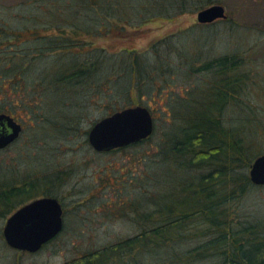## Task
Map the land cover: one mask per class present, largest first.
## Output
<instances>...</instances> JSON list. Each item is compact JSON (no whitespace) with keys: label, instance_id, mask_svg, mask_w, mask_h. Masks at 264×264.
Here are the masks:
<instances>
[{"label":"trees","instance_id":"trees-1","mask_svg":"<svg viewBox=\"0 0 264 264\" xmlns=\"http://www.w3.org/2000/svg\"><path fill=\"white\" fill-rule=\"evenodd\" d=\"M17 1L27 6L38 3L42 8L40 14L30 16L28 27L16 28L1 22L0 64L5 65V72L0 74V86H3L0 88L5 89L2 99L13 110L28 113L36 107L43 124L36 127L53 137L47 145L60 142L63 137L73 139L89 134V129H81L78 118L82 117L80 107L88 99V88L103 90L107 82H115L118 95L125 97V105L123 108L107 105L108 116L139 106L144 96L154 99V93L150 95L148 90L156 91L159 96L163 94L154 76L157 70L161 73L164 70L156 63L158 51L153 52L154 58L124 48L113 58L100 49L94 61L81 60L78 56L83 53L75 50L92 45L86 43V38L125 36L153 21L175 22L184 14L219 3L216 0ZM226 21L198 27L208 28ZM209 35L205 29L201 33L193 32L192 51L188 50L192 55L189 72L206 73L208 79L204 83H200L202 79L195 80L192 89L179 94L176 104H170L167 120L170 126L163 138L153 142L155 127L148 139L117 149L125 151L148 144L153 148L142 157L145 183L138 189L144 192L143 201L120 213L137 223L140 232L64 264H191L204 260L213 264H264V222L243 221L237 211L241 199L256 186L250 181L249 171L253 161L264 154L262 142L248 130L254 126L252 115L249 120L250 111L246 112L249 115L246 121L238 125L228 117L232 107L244 110L240 102L249 94L251 79L243 70L245 59L239 53L220 56L205 51L203 47L208 44ZM90 51L89 48L86 52ZM176 52L185 58L179 48ZM62 53L73 59L63 64L43 62L35 68L33 76L38 61ZM181 66L184 69V63ZM147 80L152 83L145 85ZM45 97L50 107L48 121L58 117L64 122L56 119L45 124L42 105ZM85 144H90L88 139ZM32 146L33 170L22 177L1 180L0 218L10 216L37 198H60L59 190L74 173L72 168L57 169L50 159L42 154L39 157L41 151L35 143ZM19 157L20 154L13 169L21 167ZM3 165L4 162L0 169H5Z\"/></svg>","mask_w":264,"mask_h":264},{"label":"rangeland","instance_id":"rangeland-1","mask_svg":"<svg viewBox=\"0 0 264 264\" xmlns=\"http://www.w3.org/2000/svg\"><path fill=\"white\" fill-rule=\"evenodd\" d=\"M216 1H219L216 4L225 8L227 15L225 20L227 21L202 28L205 29L206 34L210 33L207 36L208 44H204L203 48L206 52L210 51L220 56L239 53L245 59L243 70L250 75V91L243 99V103L240 102L244 110L239 106L232 107L228 111V117L229 120H235L234 124L238 125L239 122L246 121L249 117L246 112L250 111L249 120L252 115L251 122L254 126L248 130L250 134L261 139L262 143H260L264 151V0ZM206 6L209 7V5ZM41 8L38 3L33 2L27 6L23 1H0V25L4 22L16 28L28 27L30 16L40 14ZM198 12L197 10L193 14H184L175 22L156 20L137 29V32L132 31L125 36L89 37L86 38V43H92L89 53L86 52L89 48L75 50V52L83 53L76 58L81 60L86 58L90 61L98 57L100 49H104L113 58L124 48L136 49L142 54L153 57L155 56L153 52L158 51L159 56L156 63L160 70H164L162 73L157 70L154 76L157 84L162 86L163 94L159 96L156 91L148 90L150 95L154 93V99L144 96V101L140 104L150 108L154 117L156 127L154 143L163 138V134L170 126L167 123L170 104H176L179 94H185L186 90L192 89L195 80L197 82L198 79H202L200 83H204L208 79L206 73L197 75L189 72L192 55L188 54V50L192 51L190 49L192 33H201L202 30L198 27ZM176 48L184 52L185 58L178 56ZM147 51H150V54H146ZM72 59L70 55L65 56L64 53L51 55L45 58V61H38L34 65L32 74L35 75V68L43 62L48 65H52L55 61L63 64ZM181 63H184V69ZM4 66L3 63L0 64V74L5 72ZM197 67H200V64H197ZM150 83L152 82L147 80L145 85ZM3 91L5 89L1 88L0 99L3 98ZM117 92L113 81L107 82L103 90H98L96 87L88 88L86 91L88 99L83 101L80 107L83 109L82 117H78L81 120L82 130H90L95 123L108 116L110 111L107 105L124 107L125 97L121 98ZM46 97L45 102L42 100L46 116L45 124L49 125L50 121L56 122V119L64 122L58 117L48 121L47 115L50 107ZM0 101L1 103L7 102L5 98ZM28 113L31 124L27 125L24 132L26 137L23 136L12 150L0 155V164L4 162L3 167H5V169H0V183L6 178L12 180L13 176L22 177L33 170L32 160L35 155L33 143L41 151L39 157L41 154L44 155L57 169L72 168L74 173L58 194L64 210V230L46 248L36 254H27L13 250L5 241L3 230L7 219L13 213L6 218H0V264H64L91 250L101 249L119 240L137 235L140 232V226L131 222L128 217H122L120 213H126L131 205L143 201L144 192L138 189L145 183L146 171H144L145 164L142 157L145 152L152 151V146L148 144L143 147H131L125 151L98 153L90 144H85L88 135L86 137L80 135L73 139L63 137L62 140H58H61L60 142L54 141L57 143L47 145L49 141L52 142L53 137L50 138L48 137L50 134L43 133L40 127L43 124H41V118H38L40 113L36 107H32ZM38 125L40 126L36 127ZM51 146L54 149H51ZM256 153L258 154L259 151ZM18 154H20L18 160L21 167L15 166L13 169L14 164L18 163ZM12 169V175H10ZM237 211L243 221L264 222V186H254L250 189L239 202ZM130 263L135 264V262ZM191 264H213V262L204 260Z\"/></svg>","mask_w":264,"mask_h":264},{"label":"water","instance_id":"water-1","mask_svg":"<svg viewBox=\"0 0 264 264\" xmlns=\"http://www.w3.org/2000/svg\"><path fill=\"white\" fill-rule=\"evenodd\" d=\"M227 18L225 8L216 4L200 10L197 22L212 24ZM0 150L15 142L22 131L20 124L10 116L0 115ZM155 122L150 109L135 106L117 111L98 121L89 131L88 141L98 153H108L148 139L154 133ZM252 184L264 186V154L250 166ZM63 206L58 198L41 197L25 204L6 222L3 235L7 245L15 251L36 254L58 237L64 228Z\"/></svg>","mask_w":264,"mask_h":264},{"label":"flooded vegetation","instance_id":"flooded-vegetation-1","mask_svg":"<svg viewBox=\"0 0 264 264\" xmlns=\"http://www.w3.org/2000/svg\"><path fill=\"white\" fill-rule=\"evenodd\" d=\"M0 100H3V99H0ZM0 115L10 116L16 123L20 124L22 127V131L20 133L19 138L15 142H13L9 146H7L6 148L0 150V155H2L4 153H6L7 151L12 150L15 147V144L24 136V132L27 129V125H30L31 123H30L29 113L23 112L21 109L20 110H13L11 108V106H8L5 102L1 103V101H0ZM2 131L5 132L8 130L6 127L3 128L0 125V132H2ZM114 151H117V150H114Z\"/></svg>","mask_w":264,"mask_h":264}]
</instances>
